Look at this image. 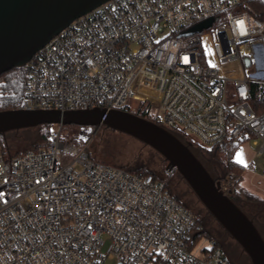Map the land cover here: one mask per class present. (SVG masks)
Here are the masks:
<instances>
[{
	"label": "built area",
	"instance_id": "1",
	"mask_svg": "<svg viewBox=\"0 0 264 264\" xmlns=\"http://www.w3.org/2000/svg\"><path fill=\"white\" fill-rule=\"evenodd\" d=\"M256 8L252 0L105 1L25 64L17 108H142L204 147L253 139L263 152L264 20ZM61 130L47 146H0V264H235L172 192L177 166L132 171L64 142ZM219 181L231 196L228 177Z\"/></svg>",
	"mask_w": 264,
	"mask_h": 264
},
{
	"label": "water",
	"instance_id": "2",
	"mask_svg": "<svg viewBox=\"0 0 264 264\" xmlns=\"http://www.w3.org/2000/svg\"><path fill=\"white\" fill-rule=\"evenodd\" d=\"M105 1L108 0H0V75L25 66L54 35ZM209 24L210 20L188 32ZM52 123L105 125L151 146L167 161V167L177 166L180 178L241 247L249 263L264 264V233L255 217L222 191L219 174L213 173L200 150L181 134L124 109L0 110L1 134Z\"/></svg>",
	"mask_w": 264,
	"mask_h": 264
},
{
	"label": "rangeland",
	"instance_id": "3",
	"mask_svg": "<svg viewBox=\"0 0 264 264\" xmlns=\"http://www.w3.org/2000/svg\"><path fill=\"white\" fill-rule=\"evenodd\" d=\"M135 104L136 101H133L132 105ZM156 111L155 108L151 110L152 114ZM45 125H47L46 128H40V126L45 127ZM60 126H62L61 137L64 142L73 143L79 150H84L98 159L116 165H124L126 169L135 167L158 172L167 165V163L165 164L166 160L151 146L105 125L42 124L8 132L5 142L0 141V146L13 153L22 152L37 144L42 131L45 133L44 130L48 128L55 130ZM48 136L50 137V133ZM40 142L44 143L42 140ZM260 145L261 141L254 143L253 139L243 142L236 152L235 160L239 162L242 159L247 165L245 170L241 172L231 171L226 173L224 177H228L231 182V188H233L231 197L237 199L246 212L255 216L256 222L264 233V151L259 152ZM200 154L215 175L220 172L224 173L213 160L211 154L203 151H200ZM76 167L78 168V166ZM171 183L175 192L187 203L188 207L200 214L206 232L221 242L231 260L234 262V260L238 261L239 259L243 264H250L241 247L227 235L188 185L178 176L173 178ZM115 263V259L109 258L104 264Z\"/></svg>",
	"mask_w": 264,
	"mask_h": 264
},
{
	"label": "trees",
	"instance_id": "4",
	"mask_svg": "<svg viewBox=\"0 0 264 264\" xmlns=\"http://www.w3.org/2000/svg\"><path fill=\"white\" fill-rule=\"evenodd\" d=\"M254 4L257 5V8L255 10H251L253 13H255L258 17L264 20V0H252ZM25 66L23 67H14L0 75V110L3 109H16L18 107V104L23 96L24 93V78H25ZM139 115L146 116L147 110H142V108H139V110L136 112ZM47 125L40 126V128H46ZM53 130H50L49 128L41 132V138L37 142V144L32 147H42L47 146L49 143V136L48 133H51ZM6 140V134L0 133V141L5 142ZM44 141V143L40 141ZM192 144L197 147L200 151H203L204 153L211 154L213 157V160L216 161L217 165L220 169L223 170L222 173H219V178H223L226 173H229L231 171L233 172H241L245 170V166L235 160L236 152L240 147V143H234L233 141H224L222 144H217L212 146L211 148L204 147L200 143L192 142ZM30 149V148H29ZM27 150V149H26ZM24 151V150H23ZM92 158H95L100 161H104L101 159H98L91 154H89ZM164 159V158H163ZM165 160V159H164ZM107 162V161H104ZM111 163V162H108ZM167 161H165V164ZM114 164V163H113ZM125 167L124 165H120ZM126 168V167H125ZM129 170L132 171H138L142 170L141 168H131ZM145 170V169H144ZM147 172H154L155 174L159 175L161 171H154V170H145ZM178 177L180 175L178 174ZM181 179V178H180ZM182 180V179H181ZM172 183L170 182V187L172 192L175 194L177 198L182 200L173 189V186H171ZM233 198V196H232ZM235 199V198H233ZM237 201V199H235ZM183 201V200H182ZM184 202V201H183ZM238 202V201H237ZM185 203V202H184ZM239 203V202H238ZM187 204V203H186ZM194 210V209H193ZM195 211V210H194ZM196 212V211H195ZM198 216V221L201 222L200 214L196 212ZM204 233L208 234L204 228Z\"/></svg>",
	"mask_w": 264,
	"mask_h": 264
},
{
	"label": "snow or ice",
	"instance_id": "5",
	"mask_svg": "<svg viewBox=\"0 0 264 264\" xmlns=\"http://www.w3.org/2000/svg\"><path fill=\"white\" fill-rule=\"evenodd\" d=\"M238 23H239L241 26L243 25V21H239ZM185 60H187V58H185ZM239 162L242 163V164H244L245 167L247 166L246 163H245L242 159H241ZM0 195H3V194L0 193Z\"/></svg>",
	"mask_w": 264,
	"mask_h": 264
},
{
	"label": "flooded vegetation",
	"instance_id": "6",
	"mask_svg": "<svg viewBox=\"0 0 264 264\" xmlns=\"http://www.w3.org/2000/svg\"><path fill=\"white\" fill-rule=\"evenodd\" d=\"M255 217V216H254ZM234 262L236 263V264H243L239 259H238V261H235L234 260Z\"/></svg>",
	"mask_w": 264,
	"mask_h": 264
},
{
	"label": "crops",
	"instance_id": "7",
	"mask_svg": "<svg viewBox=\"0 0 264 264\" xmlns=\"http://www.w3.org/2000/svg\"><path fill=\"white\" fill-rule=\"evenodd\" d=\"M244 165V164H243Z\"/></svg>",
	"mask_w": 264,
	"mask_h": 264
}]
</instances>
